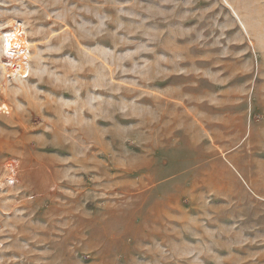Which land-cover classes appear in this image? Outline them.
Here are the masks:
<instances>
[{
  "label": "rangeland",
  "instance_id": "374dc122",
  "mask_svg": "<svg viewBox=\"0 0 264 264\" xmlns=\"http://www.w3.org/2000/svg\"><path fill=\"white\" fill-rule=\"evenodd\" d=\"M0 264H264V0H0Z\"/></svg>",
  "mask_w": 264,
  "mask_h": 264
},
{
  "label": "built area",
  "instance_id": "2783aa9c",
  "mask_svg": "<svg viewBox=\"0 0 264 264\" xmlns=\"http://www.w3.org/2000/svg\"><path fill=\"white\" fill-rule=\"evenodd\" d=\"M15 37V41H17V43H15V47H14V50L12 51V53H17L19 51H21L22 49V45L21 44V40H22V37H23V31L22 29L18 26L16 27V29L14 30V33L12 34V37L10 39H14ZM10 51V50H8Z\"/></svg>",
  "mask_w": 264,
  "mask_h": 264
}]
</instances>
